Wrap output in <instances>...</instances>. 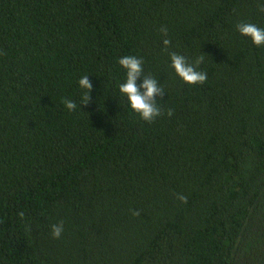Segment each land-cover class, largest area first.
I'll list each match as a JSON object with an SVG mask.
<instances>
[{
    "label": "trees",
    "instance_id": "16d2710c",
    "mask_svg": "<svg viewBox=\"0 0 264 264\" xmlns=\"http://www.w3.org/2000/svg\"><path fill=\"white\" fill-rule=\"evenodd\" d=\"M262 2L0 0V264H264V46L236 28ZM124 56L164 91L152 123Z\"/></svg>",
    "mask_w": 264,
    "mask_h": 264
},
{
    "label": "clouds",
    "instance_id": "9594fccd",
    "mask_svg": "<svg viewBox=\"0 0 264 264\" xmlns=\"http://www.w3.org/2000/svg\"><path fill=\"white\" fill-rule=\"evenodd\" d=\"M258 11L264 13V2L258 5ZM237 31L243 37L251 40L252 44L261 47L264 46V28H259L252 23H241L236 26ZM161 35L165 37L162 40L165 50H167L171 41L167 38V29L161 27ZM170 67L174 70L175 74L186 84L196 85L203 84L207 80L206 72L199 71L198 67L203 62L205 54H201L192 62H189L185 56L170 52ZM119 65L126 72V79L123 83L118 85L119 93L126 97L128 105L131 110L140 116V118L148 123H152L156 118L163 115L160 108L156 104L155 97L164 94L163 89L159 86L157 79L151 75L145 76L143 74V61L135 56H124L118 60ZM139 77H143L142 83L137 85L136 81ZM79 87L84 90L80 105H87L90 102V92L92 84L88 79V75L80 78L78 81ZM141 89L143 91H141ZM63 104L69 111H74L77 104L65 99ZM168 116L172 115L169 110ZM177 198L182 202H187V197L178 195ZM21 218L23 213L19 214ZM64 230L63 221L51 225V236L54 239H59Z\"/></svg>",
    "mask_w": 264,
    "mask_h": 264
}]
</instances>
